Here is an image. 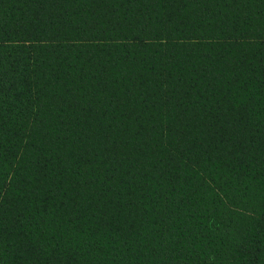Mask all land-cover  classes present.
<instances>
[{"label": "trees", "instance_id": "trees-1", "mask_svg": "<svg viewBox=\"0 0 264 264\" xmlns=\"http://www.w3.org/2000/svg\"><path fill=\"white\" fill-rule=\"evenodd\" d=\"M0 264H264V0H0Z\"/></svg>", "mask_w": 264, "mask_h": 264}]
</instances>
